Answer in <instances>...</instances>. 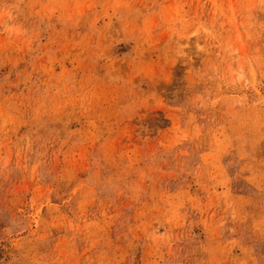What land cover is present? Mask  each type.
<instances>
[{
  "label": "rangeland",
  "instance_id": "rangeland-1",
  "mask_svg": "<svg viewBox=\"0 0 264 264\" xmlns=\"http://www.w3.org/2000/svg\"><path fill=\"white\" fill-rule=\"evenodd\" d=\"M0 264H264V0H0Z\"/></svg>",
  "mask_w": 264,
  "mask_h": 264
}]
</instances>
